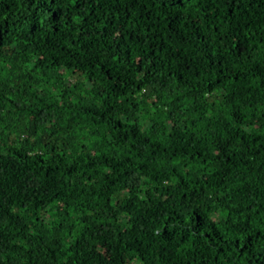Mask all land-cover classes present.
Here are the masks:
<instances>
[{
    "label": "trees",
    "instance_id": "16d2710c",
    "mask_svg": "<svg viewBox=\"0 0 264 264\" xmlns=\"http://www.w3.org/2000/svg\"><path fill=\"white\" fill-rule=\"evenodd\" d=\"M0 264H264V0H0Z\"/></svg>",
    "mask_w": 264,
    "mask_h": 264
}]
</instances>
